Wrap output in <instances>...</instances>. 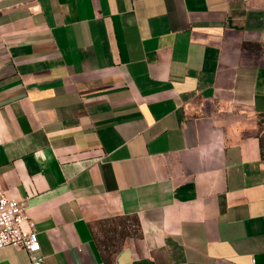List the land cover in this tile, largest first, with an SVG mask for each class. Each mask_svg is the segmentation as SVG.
<instances>
[{
	"label": "crops",
	"instance_id": "0c3cea01",
	"mask_svg": "<svg viewBox=\"0 0 264 264\" xmlns=\"http://www.w3.org/2000/svg\"><path fill=\"white\" fill-rule=\"evenodd\" d=\"M256 114L264 0H0V189L38 264H264Z\"/></svg>",
	"mask_w": 264,
	"mask_h": 264
},
{
	"label": "built area",
	"instance_id": "2783aa9c",
	"mask_svg": "<svg viewBox=\"0 0 264 264\" xmlns=\"http://www.w3.org/2000/svg\"><path fill=\"white\" fill-rule=\"evenodd\" d=\"M6 244L24 248L31 264L43 260L37 232L26 214L24 202L0 189V247Z\"/></svg>",
	"mask_w": 264,
	"mask_h": 264
},
{
	"label": "rangeland",
	"instance_id": "374dc122",
	"mask_svg": "<svg viewBox=\"0 0 264 264\" xmlns=\"http://www.w3.org/2000/svg\"><path fill=\"white\" fill-rule=\"evenodd\" d=\"M255 129L261 138L262 148L264 150V114H256L255 115ZM104 226H100L98 228V238L102 246L106 249H111L114 247L115 243L121 241L122 237H124L123 232H130L131 229H113L112 222H105Z\"/></svg>",
	"mask_w": 264,
	"mask_h": 264
}]
</instances>
